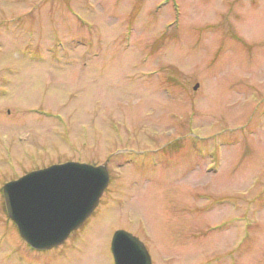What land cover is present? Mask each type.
Returning a JSON list of instances; mask_svg holds the SVG:
<instances>
[{
  "label": "rangeland",
  "instance_id": "rangeland-1",
  "mask_svg": "<svg viewBox=\"0 0 264 264\" xmlns=\"http://www.w3.org/2000/svg\"><path fill=\"white\" fill-rule=\"evenodd\" d=\"M65 162L109 184L34 249L3 186ZM118 229L152 264H264V0H0V264H114Z\"/></svg>",
  "mask_w": 264,
  "mask_h": 264
},
{
  "label": "water",
  "instance_id": "water-1",
  "mask_svg": "<svg viewBox=\"0 0 264 264\" xmlns=\"http://www.w3.org/2000/svg\"><path fill=\"white\" fill-rule=\"evenodd\" d=\"M109 179L103 164L52 165L6 183L5 208L31 247L51 249L62 244L92 215ZM111 248L115 264H152L144 243L126 230L115 231Z\"/></svg>",
  "mask_w": 264,
  "mask_h": 264
},
{
  "label": "flooded vegetation",
  "instance_id": "flooded-vegetation-1",
  "mask_svg": "<svg viewBox=\"0 0 264 264\" xmlns=\"http://www.w3.org/2000/svg\"><path fill=\"white\" fill-rule=\"evenodd\" d=\"M99 165V164H98ZM37 170V169H36ZM30 172V171H29ZM27 172H24V173H22V174H20V176H18V177H16V178H14L13 180H16V179H18L19 177H21L22 175H24V174H26ZM8 181H9V179H7ZM11 180V179H10ZM13 180H11V181H13ZM6 181V180H5ZM61 246H58V249L60 248ZM146 248H147V250H148V253H149V255H150V257H151V262L153 263V257H152V255H151V252L149 251V249H148V247L147 246H145ZM110 249H111V254H112V256H113V252H112V248H111V246H110ZM126 253V252H125ZM127 254V253H126ZM113 260H114V256H113ZM115 264V263H114Z\"/></svg>",
  "mask_w": 264,
  "mask_h": 264
}]
</instances>
